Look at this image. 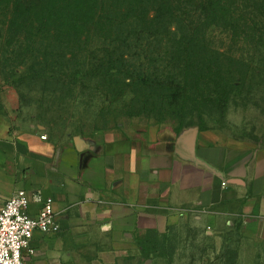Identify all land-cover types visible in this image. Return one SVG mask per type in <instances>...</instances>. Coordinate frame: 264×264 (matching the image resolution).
Masks as SVG:
<instances>
[{
    "label": "crops",
    "instance_id": "obj_1",
    "mask_svg": "<svg viewBox=\"0 0 264 264\" xmlns=\"http://www.w3.org/2000/svg\"><path fill=\"white\" fill-rule=\"evenodd\" d=\"M47 132L0 119V206L19 189L41 192L61 225L35 232L27 264L119 262L140 253L145 231L190 224L237 233L243 252L264 247V147L198 128L145 143Z\"/></svg>",
    "mask_w": 264,
    "mask_h": 264
},
{
    "label": "rangeland",
    "instance_id": "obj_2",
    "mask_svg": "<svg viewBox=\"0 0 264 264\" xmlns=\"http://www.w3.org/2000/svg\"><path fill=\"white\" fill-rule=\"evenodd\" d=\"M0 33L5 34L1 23ZM210 35L208 46L220 54L209 56L213 69L205 67L202 74L205 80L223 77L230 98L220 101L223 95L206 91L208 100L200 104L194 102V89L183 100L182 87L174 89L166 81L175 72L167 39L158 47L133 49L106 73L110 40L78 42L39 33L29 50L27 40L12 42L5 34L0 38V119L16 127L41 125L60 140L115 136L145 143L198 128L224 141L264 147V49L234 43L223 28ZM148 239L154 248L144 256L142 244ZM137 244L139 254L94 264H264V247L243 252L237 233L209 232L195 224L142 233Z\"/></svg>",
    "mask_w": 264,
    "mask_h": 264
},
{
    "label": "trees",
    "instance_id": "obj_3",
    "mask_svg": "<svg viewBox=\"0 0 264 264\" xmlns=\"http://www.w3.org/2000/svg\"><path fill=\"white\" fill-rule=\"evenodd\" d=\"M0 20L8 39L27 40L29 50L39 33L57 39L71 36L78 42L110 40L106 73L117 69L133 49L158 47L167 39L175 72L166 81L174 89L182 87L183 100L194 89V102L200 104L208 100L203 98L206 91L208 96L223 95L220 101L230 98L223 77L205 80L202 74L205 67L213 69L209 56L220 54L207 44L214 29L223 28L234 43L264 49V0H0ZM146 242L144 256L154 248L149 239Z\"/></svg>",
    "mask_w": 264,
    "mask_h": 264
},
{
    "label": "built area",
    "instance_id": "obj_4",
    "mask_svg": "<svg viewBox=\"0 0 264 264\" xmlns=\"http://www.w3.org/2000/svg\"><path fill=\"white\" fill-rule=\"evenodd\" d=\"M32 202L41 204L35 216L29 212ZM60 230L53 198L44 197L41 192L17 190L0 206V264H27L25 251L34 252L30 245L35 232L56 234Z\"/></svg>",
    "mask_w": 264,
    "mask_h": 264
},
{
    "label": "water",
    "instance_id": "obj_5",
    "mask_svg": "<svg viewBox=\"0 0 264 264\" xmlns=\"http://www.w3.org/2000/svg\"><path fill=\"white\" fill-rule=\"evenodd\" d=\"M77 140H78V138H77Z\"/></svg>",
    "mask_w": 264,
    "mask_h": 264
}]
</instances>
